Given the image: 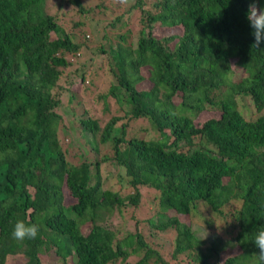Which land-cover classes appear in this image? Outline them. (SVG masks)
Instances as JSON below:
<instances>
[{
	"label": "trees",
	"instance_id": "16d2710c",
	"mask_svg": "<svg viewBox=\"0 0 264 264\" xmlns=\"http://www.w3.org/2000/svg\"><path fill=\"white\" fill-rule=\"evenodd\" d=\"M47 2L0 0V264H255L264 42L252 46L251 0H127L104 21L95 12L107 0H57L77 17L73 30ZM100 66L99 90L84 75ZM87 92L103 113L115 104L121 114L100 124L83 107ZM137 119L143 134L127 135ZM142 188L157 206L148 232H174L166 255L142 237L141 220L124 233L108 226L132 213ZM17 220L37 224V237L14 240Z\"/></svg>",
	"mask_w": 264,
	"mask_h": 264
},
{
	"label": "rangeland",
	"instance_id": "374dc122",
	"mask_svg": "<svg viewBox=\"0 0 264 264\" xmlns=\"http://www.w3.org/2000/svg\"><path fill=\"white\" fill-rule=\"evenodd\" d=\"M56 2L57 0H48V5H47V11L50 14L55 13L56 17L58 18L59 24L61 27H64L67 30H73L75 28V26L72 25V21L76 20V18L72 17V9H69V5L65 6L63 9H58V7L56 6ZM127 4V0L126 2H124V0H107V7L106 9H103L99 12H95L97 15H95L96 19L100 20V21H104V19L109 18L110 19V15L112 11L117 10L116 7H123L126 6ZM62 10H65L64 12H61ZM97 11V10H96ZM91 28L92 26H88V25H84L82 28H80V30L78 31V34L82 37V35L84 33H89L90 37L88 38V42L89 44L92 43L94 41V34L93 32H91ZM77 39L78 36H77ZM82 55V54H81ZM78 57H72L71 62H72V66L69 68H73L75 67L78 62H82L84 61V56H80V54L77 55ZM69 60H70V56H68ZM96 65H99L100 63L94 62ZM93 62H90V65L92 67H94ZM94 65V66H93ZM66 71H68V67L65 68ZM145 71V68H144ZM241 76H243L242 71L239 68H233L232 69V73H231V77L234 80H238ZM104 77L105 74L104 72L101 71V66L98 68L97 72L94 74H86L84 75L85 79H89L91 78L92 81L96 82V89L99 88V81H102L100 83V89L103 88L104 85H106V82L104 81ZM73 79V78H72ZM89 83V82H88ZM87 82L84 81V85L88 84ZM72 85H73V81H72ZM78 86V79H76L74 81V87L73 89H75ZM137 87L139 89H142L144 87H141V85H137ZM88 93V92H87ZM93 95L94 94H85L84 98L88 101L86 103H84L83 107L84 109L87 111V113L93 117H95L96 119L99 120L100 124L104 123V120H106V118L110 117L111 115H115L118 114L120 115L121 113L115 112V104L110 106L109 112L108 113H103V111L101 110V106L98 102L93 101ZM59 110L61 111L62 109L59 108ZM216 114H218V112H214L210 109L206 110L204 112L205 117H209V116H215ZM118 124V122H117ZM140 124H144L143 121H140L139 119L137 120H133L129 125H126V134H138V135H142L143 131L139 128ZM99 153L100 154H104V153H108V147L104 146V147H100L99 149ZM105 167V168H104ZM103 167V170L105 171V169L108 171V174L112 175V173L114 172V169L112 167V165L108 162L105 163V166ZM103 175L105 174L104 172L102 173ZM107 177H109V175H107ZM127 190V189H126ZM141 193L142 196L140 198V202L137 204V206L135 208H133L132 213L130 212V209L125 210V212L123 213L122 216H115L110 222V224L108 225L109 227L113 228V229H118L120 232L124 233L127 230H131L132 229V225L134 220V217L137 220H141V222H139L138 224V229L140 230V233L142 235L143 238H145L146 240H149V242L151 243V247L157 249L158 251H160L163 255H166V253H169L170 251V247H171V240L174 236V232L173 230L167 229L165 231L159 232V231H152V233L148 232V225L144 220V218L149 217L150 215H153V213L156 211L157 206L154 204V198L152 197V190L151 189H147V188H142L141 189ZM131 214V215H129ZM133 214V216H132ZM168 214H172L171 211L168 212ZM183 219V218H181ZM81 231L83 233H85L87 231V226L86 225H82L81 226ZM212 233H220L217 224H213V227L210 230ZM207 233L202 232L200 233V236H206ZM14 262L12 264H21L22 263V258L20 256H14ZM137 259V257L135 256H130V258L127 259V263L131 264L133 263L135 260ZM46 260V257L42 258V262L44 263ZM113 264H122V262L120 261H116Z\"/></svg>",
	"mask_w": 264,
	"mask_h": 264
},
{
	"label": "clouds",
	"instance_id": "9594fccd",
	"mask_svg": "<svg viewBox=\"0 0 264 264\" xmlns=\"http://www.w3.org/2000/svg\"><path fill=\"white\" fill-rule=\"evenodd\" d=\"M246 18L252 29V35L255 38L252 46L260 48L261 43L264 42V6L258 5V0H251ZM39 230V226L35 223H25L23 220H17L11 235L14 240L23 242L35 239ZM253 242L259 249L258 253H255V264H264V227H261L256 232Z\"/></svg>",
	"mask_w": 264,
	"mask_h": 264
}]
</instances>
